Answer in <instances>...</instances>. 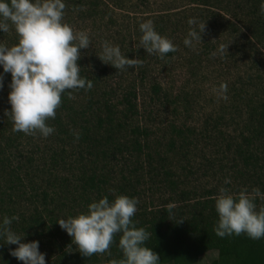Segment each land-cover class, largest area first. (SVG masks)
Wrapping results in <instances>:
<instances>
[{
	"label": "rangeland",
	"instance_id": "1",
	"mask_svg": "<svg viewBox=\"0 0 264 264\" xmlns=\"http://www.w3.org/2000/svg\"><path fill=\"white\" fill-rule=\"evenodd\" d=\"M192 1L64 0L66 7L63 22L70 25L74 32H87L90 39L89 47L80 50L81 58L78 63L89 72V75H94L99 81L90 90L75 93V98H73V102L76 103L75 107L85 109L88 118L87 123L78 120V124L90 129L95 122L93 117L96 114L91 106H96L105 99L110 100L117 107V112L121 111L122 106L119 103L123 95L134 91L139 106L137 113L140 116L134 117L131 126L128 125V127L144 126L151 132H156L149 137L150 145L156 141L162 142V136H165L163 132L174 121L199 130L204 127L205 121L216 122L223 117L227 119L224 120V132L232 135V130L237 128L236 124L239 121H231L232 118L245 117L244 104L250 99L264 95V82L260 81L262 78H255L254 74L255 68L261 67L257 66L259 58L248 57L247 36L244 28L243 31L232 32L230 27L239 25L241 28L246 24V11L234 12L232 7L230 9L225 7V10L230 11L226 14L224 10H218L224 7V3H231L233 6L235 0H221L220 4L209 0L207 6L194 5ZM233 13H240L237 21L234 20ZM190 18H194L198 23L205 22V32L202 34L201 43H196L194 47H185L183 40L189 31L187 20ZM149 19L153 21L155 31L157 30L158 34L171 40L177 49L174 55L167 60L155 53L149 55L142 48H137L141 35L138 30L139 23ZM158 25L162 26V32L158 31L160 28L157 29ZM4 35H0V42L7 45L13 44L11 40L16 35L14 30L10 28L9 32ZM102 41L118 45L127 59L142 60L143 65L117 71L110 65L102 63L97 57L101 53ZM221 45H228L226 54L220 53ZM262 54L264 55V52ZM0 74L4 76L1 69ZM221 84L227 85L225 93L227 100L222 99L218 92ZM153 85L160 87V94L164 95L165 100L150 110L147 106L149 92L145 90H150ZM1 95L6 96L4 90ZM1 99L5 100V98ZM2 107L4 106L1 104L0 110ZM148 112L152 113L148 115ZM118 116L120 117L119 114ZM64 124L69 125L66 121ZM80 130L81 127H74L73 131L78 134ZM55 131L47 138H42L38 134L29 137L39 142L38 145L43 151L39 154L46 156L47 162V158L53 151L59 155L63 153L62 157L65 159L64 164H60V167L52 169L49 173L50 178H48L53 186L46 184L48 178H42V189H47L52 194L57 186L59 188L55 200L54 221L55 229L62 239L70 237L56 224L57 221L85 212L88 204L102 198V196L99 197L100 194L97 196L96 192L89 197V201L84 200L85 198L80 200L77 198L78 193L82 191L80 186L82 180L79 181L82 173L86 176L93 173L98 177L105 176L108 183L102 188L104 191L102 192L111 195L113 199L120 193L118 189L122 188L125 179H129L133 190L137 193L133 195L138 200L136 215L153 210L162 211V209H168L169 206L181 209L186 214L191 212L185 208L195 204L194 201L186 200L187 204L182 202L173 204L170 191L162 184L160 188H152L150 192L147 189L149 186L145 174L140 170L139 165H135L134 157H129V154H123L124 158L132 160H130V167L126 169L121 164L123 158L119 154L115 159L110 157L100 159L95 152L88 151L90 147L82 143L83 141L76 140L72 144L66 141L64 136L55 135ZM126 133L118 134V140H127ZM89 135L92 137L93 133ZM23 139L21 155L26 157L30 154L29 152L38 155L37 151L27 146L25 141L27 138ZM164 141L166 142L165 139ZM159 148L162 151L161 156L165 159L163 169L175 179L184 193H190V196L194 194L199 202L208 198L206 191H216L218 195L220 187L227 188L229 184H224L225 179H229L233 187L236 184L238 190L228 187L233 194L247 188L244 187L242 181L232 179L234 172L229 170L231 163L222 158L223 154L219 152L221 146L218 142L213 144L208 143V140L201 141L196 150L190 154L193 160L189 161V168H194L193 172L196 174L189 175L185 180L183 178L185 161L178 152V155H165L162 143ZM109 149L114 148L109 146ZM219 160L222 162L221 165ZM142 161L143 159H140V163ZM39 167H42V163ZM220 167L224 169V172L219 170ZM133 190L130 192L133 193ZM123 193L121 191L122 195L127 196ZM212 201H215V198ZM39 249H41L40 246ZM10 250L7 249V252L9 253ZM215 258L216 252L209 251L199 257L196 264H209Z\"/></svg>",
	"mask_w": 264,
	"mask_h": 264
},
{
	"label": "trees",
	"instance_id": "2",
	"mask_svg": "<svg viewBox=\"0 0 264 264\" xmlns=\"http://www.w3.org/2000/svg\"><path fill=\"white\" fill-rule=\"evenodd\" d=\"M214 1L217 4L221 3V0ZM192 2L198 6L209 4V0H193ZM261 2L262 0H235L233 6L231 3H224L223 8L217 9L224 10L226 14H229L230 11L225 10V7L229 9L232 7L234 12L246 11V24L242 25V29L239 25L230 27L232 32H240L244 28L247 36L248 57L259 58L257 66H261L255 68V78H262L260 81L264 82V55L262 54L264 52V14L260 12ZM239 14L233 13L232 16L235 21H237ZM158 27H160L158 31L162 32V26L158 25L157 29ZM4 34L0 32L1 36ZM11 42L13 44L5 45L8 47L15 45L18 42L16 35ZM173 55L174 52H170L163 59L167 60ZM77 64L81 68V75L91 81L92 87L96 86L99 83L96 77L89 75V72L78 61ZM3 74L2 87H0V105L4 106L0 110V219L4 216L19 217L18 221H13L12 230L18 234L24 232L23 243L38 241L41 248L39 251L45 254L46 264H109L110 260L122 259V253L118 247L120 234L114 236L113 243L107 253L93 254L91 257L82 256L78 248L71 243V238L62 239L59 237L54 221L55 200L59 188L57 186L52 194L47 189H42V178H50L51 170L65 163V159L62 157L63 153L59 155L53 151L47 158V162L46 156L39 154L40 152L43 153L38 145L39 142L29 137L33 135L12 131L13 125L10 116L5 114L6 111H10L7 96L11 77L10 74ZM2 90L6 96L1 95ZM141 90L143 91V88ZM83 91L86 90L73 89L62 94L61 104L56 110L55 119L46 122L54 127L55 135L64 136L65 140L72 144L78 135L77 141L86 143L90 147L88 151L90 153L95 152V155L100 159L104 157L115 159L120 155L123 158L121 164L126 169L130 167L132 160L124 158L123 154H129V157H134L135 165H139L140 170L145 174L149 186L147 189L150 192L152 188H160V184H162L170 191L173 204L179 202L187 204V201L195 202V204L185 208L192 213L186 214L181 209L171 206V211L169 208L162 209V211L153 210L148 213L143 212L140 215L134 214L131 218L137 228L143 227L150 234L145 246L151 248L159 256L160 264H196L199 257L209 251L216 252V258L209 264H264V239L252 240L243 233L239 236L233 235L224 238L215 235L213 228L217 214L214 209L215 201L212 200L215 198L213 196L217 195L216 191H206L208 200L205 199L200 202L196 200L194 194L190 196V193H184L175 179L163 169L165 168L163 165L165 159L164 156H161L162 151L159 148L162 143L165 155L177 154L178 152L185 161L183 177L185 180L189 175L196 174L193 172L194 168H189V161L193 160L190 154L196 150L201 141L208 140V143L213 144L218 142L221 146L219 152L221 155L223 154L222 158L231 163H229L231 167L229 170L234 172L232 179L242 181L249 192L253 188H259L261 193H264V95L250 99L244 104L243 114H246L245 117L232 118L231 121L239 120L236 124L237 128L232 130V135L224 132V120L227 119L223 117L216 122L213 120L205 121L204 127L199 130L174 121L163 132L165 136H162V142L156 141L150 145L149 137L156 132H151L144 126L128 127V125L131 126L134 117L140 116L137 113L139 106L134 91L126 92L123 95L119 103L122 110L119 112H117V107L107 99L96 106H91L96 111L95 117H93L95 122L91 127H95V129L84 128L77 123L78 120L88 122L86 110L81 107L76 108V103L73 102L75 93ZM145 91L149 92L147 106L150 110L165 100L164 95L160 94L159 86L153 85L150 90L146 89ZM1 98H5V100ZM172 103L175 104L174 101ZM150 113L152 112H148V115ZM185 113L187 114V111ZM64 121L69 125H65ZM74 127H81V132L76 134L73 131ZM91 132L93 133L92 137L89 135ZM121 133H126L127 140H118V134ZM23 138H27L25 140L27 146L37 151L38 155L31 154V152L26 157L21 155ZM109 146L115 150H110ZM140 159H143L141 163ZM41 163L42 167L40 168L39 164ZM221 163L219 160L220 165ZM220 168L219 170L224 172V169ZM85 176V173H82V177L79 179V181L82 180L80 183L82 191L77 195L79 200L85 198L84 200L89 201V197L95 192L97 196L100 194L99 197L107 196L109 202L113 200L111 195L103 193L102 188L108 183L105 176L98 177L95 173ZM49 178L46 184L49 183L50 186H53ZM228 187L238 190L236 184H234L235 188L232 184L227 185ZM118 190L120 193L117 196L122 195V191L123 194H127V197L134 198L133 195L136 193L129 179H125L122 188ZM131 190L133 193L130 192ZM254 202L257 209L264 205V200L260 198H256ZM179 219L182 221L177 222ZM15 247V245L7 247L3 239H0V264H21L7 252V249L12 250Z\"/></svg>",
	"mask_w": 264,
	"mask_h": 264
},
{
	"label": "clouds",
	"instance_id": "3",
	"mask_svg": "<svg viewBox=\"0 0 264 264\" xmlns=\"http://www.w3.org/2000/svg\"><path fill=\"white\" fill-rule=\"evenodd\" d=\"M65 7L64 0H0V32L7 33L11 28L18 38L11 47L0 42V69L11 77L7 96L10 111L5 114L10 116L13 132L49 137L55 129L46 122L55 119L62 94L73 89L87 91L92 88L91 81L81 75L77 64L80 50L89 47L90 39L87 32H74L63 22ZM260 12L264 14V0ZM187 24L189 31L183 44L194 47L201 43L205 22L198 23L190 18ZM138 30L141 35L137 48L147 54L155 53L163 58L177 50L171 40L155 31L152 20L139 23ZM227 46L221 45L220 53L226 54ZM97 57L117 71L143 65L142 60L127 59L119 46L109 41L101 42V53ZM218 92L227 100L226 84H221ZM230 183L229 179L224 180L225 185ZM256 198L264 200L259 188L233 194L228 188L220 187L214 203L215 235L224 238L243 233L252 240L264 239V205L257 209ZM137 204L136 198L124 195L115 196L111 202L104 196L88 204L85 212L59 219L56 224L84 257L107 253L114 236L120 234L118 247L123 258L110 260L109 264H160L159 256L145 246L150 234L143 227L137 228L131 219ZM18 220L17 216L0 219V239L4 244L16 246L9 255L21 264H46L45 254L39 251V242L23 243L24 232L18 234L12 230L13 221Z\"/></svg>",
	"mask_w": 264,
	"mask_h": 264
}]
</instances>
